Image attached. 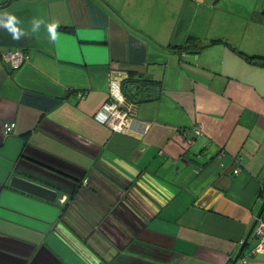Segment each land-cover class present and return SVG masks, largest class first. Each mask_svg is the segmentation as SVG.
I'll return each instance as SVG.
<instances>
[{
    "label": "crops",
    "instance_id": "0c3cea01",
    "mask_svg": "<svg viewBox=\"0 0 264 264\" xmlns=\"http://www.w3.org/2000/svg\"><path fill=\"white\" fill-rule=\"evenodd\" d=\"M263 11L264 0H0L25 27L60 22L55 42L43 26L19 41L0 28V264H264V250L250 254L264 218V62L248 58L264 55ZM14 48L29 57L13 70L2 56ZM128 70L164 92L125 97L133 122L116 132L94 116Z\"/></svg>",
    "mask_w": 264,
    "mask_h": 264
},
{
    "label": "built area",
    "instance_id": "2783aa9c",
    "mask_svg": "<svg viewBox=\"0 0 264 264\" xmlns=\"http://www.w3.org/2000/svg\"><path fill=\"white\" fill-rule=\"evenodd\" d=\"M27 51L19 48H14L3 54L2 59L8 63L14 70L21 67L28 61ZM109 99L102 104L100 110L95 114L99 122L108 125L116 132H125L131 129L133 117H131L127 110L122 107V101L125 99L124 93L121 91V84L116 81H111L109 85ZM16 124L13 122H6L4 124L3 134H8L10 130L15 128ZM239 167H236L234 173L239 172ZM255 231L258 239V244L251 249L250 254L261 252L264 250V218H256Z\"/></svg>",
    "mask_w": 264,
    "mask_h": 264
},
{
    "label": "trees",
    "instance_id": "16d2710c",
    "mask_svg": "<svg viewBox=\"0 0 264 264\" xmlns=\"http://www.w3.org/2000/svg\"><path fill=\"white\" fill-rule=\"evenodd\" d=\"M185 47V46H181ZM179 47V48H181ZM192 46H186L185 48ZM252 62L259 60L264 62V55L254 52L248 56ZM121 91L131 103H141L148 100H156L164 92L162 80L146 77L136 70H128L127 76L121 82Z\"/></svg>",
    "mask_w": 264,
    "mask_h": 264
},
{
    "label": "clouds",
    "instance_id": "9594fccd",
    "mask_svg": "<svg viewBox=\"0 0 264 264\" xmlns=\"http://www.w3.org/2000/svg\"><path fill=\"white\" fill-rule=\"evenodd\" d=\"M42 26L47 29L49 39L55 42L58 37L57 30L60 27V22L58 20L46 23L43 18H33L30 25L25 27L21 19L14 13H0V28L6 30L14 41L38 35Z\"/></svg>",
    "mask_w": 264,
    "mask_h": 264
},
{
    "label": "water",
    "instance_id": "95a60500",
    "mask_svg": "<svg viewBox=\"0 0 264 264\" xmlns=\"http://www.w3.org/2000/svg\"><path fill=\"white\" fill-rule=\"evenodd\" d=\"M264 13V11H263ZM191 53L198 51H190ZM9 186L21 190L27 194L34 195L40 199H45L49 202H55L57 199V192L48 188L45 185H40L34 181H29L21 176H13L9 180Z\"/></svg>",
    "mask_w": 264,
    "mask_h": 264
}]
</instances>
